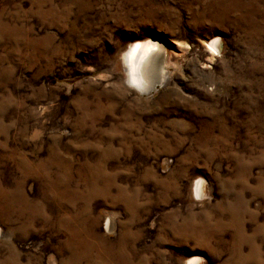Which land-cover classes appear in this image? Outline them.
Instances as JSON below:
<instances>
[{
	"label": "rangeland",
	"instance_id": "1",
	"mask_svg": "<svg viewBox=\"0 0 264 264\" xmlns=\"http://www.w3.org/2000/svg\"><path fill=\"white\" fill-rule=\"evenodd\" d=\"M192 259L264 264V0H0V264Z\"/></svg>",
	"mask_w": 264,
	"mask_h": 264
},
{
	"label": "bare ground",
	"instance_id": "2",
	"mask_svg": "<svg viewBox=\"0 0 264 264\" xmlns=\"http://www.w3.org/2000/svg\"><path fill=\"white\" fill-rule=\"evenodd\" d=\"M208 45L210 49L217 50L219 41L214 39ZM164 53V44L159 41L144 40L129 45L124 55L128 83L145 94L154 91L158 85L164 83L168 78ZM195 189L197 193H202L203 185L200 180L196 182ZM191 264L198 263L193 260Z\"/></svg>",
	"mask_w": 264,
	"mask_h": 264
}]
</instances>
